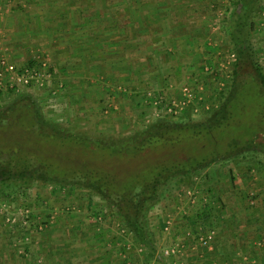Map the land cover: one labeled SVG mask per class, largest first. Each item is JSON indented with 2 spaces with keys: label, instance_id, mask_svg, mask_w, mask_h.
<instances>
[{
  "label": "rangeland",
  "instance_id": "rangeland-1",
  "mask_svg": "<svg viewBox=\"0 0 264 264\" xmlns=\"http://www.w3.org/2000/svg\"><path fill=\"white\" fill-rule=\"evenodd\" d=\"M182 1L179 12L173 13V21L180 27H173L172 35L182 37L175 47L177 50L168 48V58L151 61V65H155L151 66L152 69L150 62L142 61L141 65L149 68L152 75L111 74L116 68L106 65L114 62L106 61L101 73L92 71L88 76L82 63L78 64V59L76 70L80 76L77 77L85 82H79L82 89H71L70 83H66L70 81L69 70L58 66L70 68L67 53L55 56L54 60L48 49L44 52L51 55L50 59L44 52L36 51L34 46L37 42L30 34L19 37V32L26 27L23 24L18 26L19 21L22 23L21 15L39 5L46 21H53L52 5L56 0H0V21L5 19L7 13L12 16L10 24H15V27H11L14 31L2 26L0 38L6 32L7 37L10 33L14 36L18 34L13 43L11 40L5 42L6 39L2 42L0 58H7V53L17 51L27 63L44 60L42 63L48 66L54 82L51 88L54 93L42 87L32 95L42 115L61 129L85 131L90 136L103 137L132 134L167 117L181 122L191 118L198 120L221 106L226 97L224 94L233 82L238 59L233 35L236 16L233 12L241 11L243 6L236 4L237 0ZM241 31L245 39L243 45L247 47L246 55L254 54V60L264 69V0H254L247 25ZM25 38L29 45H24ZM55 61L60 64L54 66ZM241 72L249 76L255 70L251 63L244 62ZM13 98L7 93V98L0 103V109L7 113V109L15 103ZM15 113L17 116L22 111L18 109ZM14 117L10 121H16ZM7 129L0 135V148H5L7 138L12 140V136L22 133L18 127L15 130ZM255 129L262 131L260 127L255 126ZM55 184L57 186L33 183L22 194L20 185L7 187V184L0 183V264H43L42 261L51 256H60L62 261H66L68 252L64 250L79 249L92 243L115 247L118 252L113 255L118 257L122 249L120 246L132 243L131 236H127L125 231L126 223L118 218L115 208L99 194H92L83 187ZM212 196L219 197L223 207L219 209L215 204H209V197ZM196 209H206L208 215L205 216L203 212L194 222L188 221L187 212ZM21 212L28 214L31 223L37 225L28 234V240L24 239L25 235L13 223L14 220L9 218L11 215L22 218ZM232 221L236 234L231 235V232L219 236L217 232L220 228ZM143 223L156 248L154 257L150 258L147 257L148 245L134 241L143 248L141 255L145 259L160 264H167V261L178 263L183 261L179 258L182 247L187 251L186 255H193V252L205 247L233 250L234 247L244 246L246 251L236 252L233 259L239 261V257H243L247 264H262L264 148L258 145L236 148L227 157H220L214 163L192 170L187 176L179 174L170 178L161 188L157 200L144 213ZM100 229L105 232L104 238L97 233ZM212 231L214 234L210 241L203 243L201 237ZM194 244L197 249L191 248ZM168 247L178 250L174 256L162 255V250ZM205 252L206 249L202 254ZM224 255L220 256L221 259ZM78 259L82 261L86 257L81 255Z\"/></svg>",
  "mask_w": 264,
  "mask_h": 264
},
{
  "label": "trees",
  "instance_id": "trees-1",
  "mask_svg": "<svg viewBox=\"0 0 264 264\" xmlns=\"http://www.w3.org/2000/svg\"><path fill=\"white\" fill-rule=\"evenodd\" d=\"M238 3L243 6L241 11L233 12L238 59L233 82L220 107L198 120L181 122L167 117L132 134L93 137L85 131L59 128L42 115L31 93L8 90L9 96L14 93L16 104L7 113L0 109V135L16 127L22 133L12 136V140L7 138L5 148H0V183L7 187L20 185L22 194L38 182L73 185L99 194L126 223V233L139 244H147V257H154L156 248L145 230L143 215L170 178L187 176L192 170L227 157L236 148H264V69L254 60V54L246 55L241 31L254 0ZM127 13L125 9L124 15ZM244 62L253 65L254 74L245 76L241 72ZM27 64L38 66L34 61ZM18 109L22 113L15 116ZM11 117L16 121H10ZM208 201L223 207L221 199ZM206 211L201 213L206 216ZM227 225L233 227V221ZM97 233L104 238V231Z\"/></svg>",
  "mask_w": 264,
  "mask_h": 264
},
{
  "label": "crops",
  "instance_id": "crops-1",
  "mask_svg": "<svg viewBox=\"0 0 264 264\" xmlns=\"http://www.w3.org/2000/svg\"><path fill=\"white\" fill-rule=\"evenodd\" d=\"M56 1L57 2L52 5L54 13L53 21H46L45 16L41 15L39 5L29 8L24 16L21 15L20 19L22 23L19 21L18 26L21 27L20 25L23 24V27H26L19 32V37H23L25 33H27L26 35L30 34V37H34L37 42L34 46L36 51L42 53L50 49L54 60L55 56L66 52L67 59L69 60L67 61V65H69L70 68L72 67L73 70L70 68L67 69V66L58 65L60 63L56 61V63L53 64L54 66L58 65L62 69L69 70V72L72 73H69V76L71 75L70 81L68 80L66 82L68 84L70 83L72 86L71 89H82L80 88L79 82H85L78 80L77 77L80 75L77 74L78 71L76 70V66H78L80 62L82 66H84L86 70L85 74L87 75H90L92 71H100L99 73H101L104 70L106 61L114 62V64L107 63L106 65L116 68L111 74L119 75L120 73H124L133 76H142L143 74L152 75L150 69H152L151 66L155 67V65H151V61L168 58L166 50L170 48L176 51L177 48L175 47L182 39V37H175L176 35H172L173 27L174 29L180 27L179 24L173 21V13L179 12L178 9L180 2H183L182 0ZM109 1L111 2L109 3ZM125 9L128 12L126 15H124L123 12ZM11 18L12 16L6 13L5 21H0V29H2V26H7L8 29L12 30L11 27H15V24H10ZM4 29L7 30L6 28ZM8 36L9 37H7L6 32L5 36L2 39L0 38V45H2L5 39V42L11 40V43H13L14 38L17 37L18 34L14 36L13 33H10ZM26 39L27 38L23 41ZM183 40L181 44H183ZM24 45H29V43L25 41ZM1 51L2 50H0V53H2ZM46 52H44V54ZM17 53V51L7 53V59L14 62L17 67L28 65L27 62L23 60L22 56ZM45 55L51 56L49 54ZM50 59H52V57H50ZM42 61L40 63H42ZM142 61L144 63L147 61L150 62V69H145L146 66L141 65ZM40 63H38V65H40ZM131 81L132 80L127 82ZM86 82L91 84L89 81ZM53 83L52 79L47 87L49 91H51ZM51 93L54 92L51 91ZM204 194H207V192H204ZM214 197L212 196L209 198L216 203L219 197ZM202 210L196 209L194 212L188 211L186 219L194 222L196 217L198 218V214H201L200 211ZM197 223L198 222L195 224L197 225ZM196 225H194L193 228H195ZM233 228L235 227L228 228V225H225V227L222 226L217 234L219 236H225L231 232H233L231 235L236 234ZM221 229L223 230L221 231ZM131 242L129 246L124 243L120 246L122 249L119 250L120 256L118 257L114 256L117 255L118 252V249H115V247L113 249L110 245L92 243L79 249L70 248L68 251H66L67 249H63L65 253L68 252L66 261H62L63 259L60 256H51L45 260L46 262H42L46 264H160V262L158 263L145 259V257L141 255L143 254V248L139 244H136L132 237ZM191 248L197 249V246L194 244V247ZM192 249H189V252H192ZM205 249L207 252L202 254ZM73 250L76 253H72ZM184 251L185 249L182 247L180 249L181 254L179 258L183 261L176 262V264H247L248 262L247 260H243V257H239L241 263L233 259L236 252L246 251V247L244 246L234 247L233 250L232 248H219L218 246H213L211 248L205 247L197 252H193V255H186L187 251ZM137 253L139 254L136 255ZM223 253L225 255L223 259H221L220 256ZM70 254H73V256ZM81 255H85L86 259L79 261L78 258ZM169 263H172V261ZM262 264H264V262Z\"/></svg>",
  "mask_w": 264,
  "mask_h": 264
},
{
  "label": "built area",
  "instance_id": "built-area-1",
  "mask_svg": "<svg viewBox=\"0 0 264 264\" xmlns=\"http://www.w3.org/2000/svg\"><path fill=\"white\" fill-rule=\"evenodd\" d=\"M51 73L46 63H41L38 66L17 67L14 62L9 61L6 57L0 58V103L7 98L8 90H13L15 93H31L36 92L37 89L48 87L51 83ZM14 96V93L11 94ZM27 212V211H25ZM21 217L9 216L13 223L18 225L22 234L25 235L24 239L28 240L30 234L37 225L31 223L28 219V214ZM26 214V213H25ZM14 218V219H13ZM40 227V226H39ZM214 231L211 234L201 237L203 243H208L212 238ZM180 250V249H179ZM178 250L174 247H168L162 250V255L165 257L174 256ZM168 264H176L174 261Z\"/></svg>",
  "mask_w": 264,
  "mask_h": 264
}]
</instances>
